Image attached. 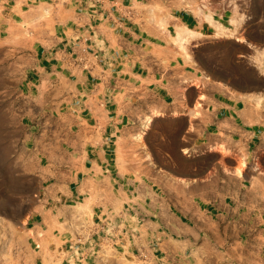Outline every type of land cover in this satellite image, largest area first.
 I'll list each match as a JSON object with an SVG mask.
<instances>
[{
	"label": "rangeland",
	"instance_id": "1",
	"mask_svg": "<svg viewBox=\"0 0 264 264\" xmlns=\"http://www.w3.org/2000/svg\"><path fill=\"white\" fill-rule=\"evenodd\" d=\"M0 264H264V0H0Z\"/></svg>",
	"mask_w": 264,
	"mask_h": 264
},
{
	"label": "crops",
	"instance_id": "2",
	"mask_svg": "<svg viewBox=\"0 0 264 264\" xmlns=\"http://www.w3.org/2000/svg\"><path fill=\"white\" fill-rule=\"evenodd\" d=\"M203 101L204 100L198 101V104H200V102H203ZM205 102H206V100H205ZM195 105L196 104H194V102H193L192 103V109H193V107ZM189 123H190V121L188 119V125H189ZM226 142H225L226 143V146L224 147L226 149V153H227V151H230L231 154H225V156H223L222 158H224L225 161L230 162L231 164H233V166H235L236 163H237V161L239 160V158L242 157L241 152L239 151V148H238V142H234L233 140L230 141V139H228V141H226ZM188 144H189V147H190L191 144L190 143H188ZM219 156H221V155H219Z\"/></svg>",
	"mask_w": 264,
	"mask_h": 264
},
{
	"label": "bare ground",
	"instance_id": "3",
	"mask_svg": "<svg viewBox=\"0 0 264 264\" xmlns=\"http://www.w3.org/2000/svg\"><path fill=\"white\" fill-rule=\"evenodd\" d=\"M156 114V112L150 114L149 116L146 117L145 119V123H144V126H143V129L140 133H138L136 136H135V140L140 143L142 140H143V135H144V130L147 129L148 125L151 123V120L153 118V116ZM222 150L223 149V146L221 148ZM225 151V150H224ZM223 151V152H224ZM244 167H245V163L244 161L240 160L237 165L235 166V169H234V173L237 174V175H242L243 174V170H244Z\"/></svg>",
	"mask_w": 264,
	"mask_h": 264
}]
</instances>
